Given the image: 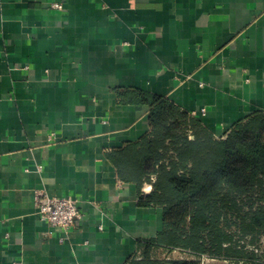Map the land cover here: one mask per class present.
I'll return each mask as SVG.
<instances>
[{"label":"crops","instance_id":"obj_1","mask_svg":"<svg viewBox=\"0 0 264 264\" xmlns=\"http://www.w3.org/2000/svg\"><path fill=\"white\" fill-rule=\"evenodd\" d=\"M144 93L216 138L264 112V0H0V264H126L159 235L153 185L118 166L151 131ZM39 189L79 199L70 231Z\"/></svg>","mask_w":264,"mask_h":264},{"label":"trees","instance_id":"obj_2","mask_svg":"<svg viewBox=\"0 0 264 264\" xmlns=\"http://www.w3.org/2000/svg\"><path fill=\"white\" fill-rule=\"evenodd\" d=\"M141 101L150 105L151 131L126 148L130 164L118 166L124 178L140 173L145 182L156 175L140 203L161 206L164 227L157 237L140 240L126 264H202L155 255L177 248L264 264V112L216 138L164 97L144 93Z\"/></svg>","mask_w":264,"mask_h":264},{"label":"built area","instance_id":"obj_3","mask_svg":"<svg viewBox=\"0 0 264 264\" xmlns=\"http://www.w3.org/2000/svg\"><path fill=\"white\" fill-rule=\"evenodd\" d=\"M52 6L57 9L63 8V5L60 3H53ZM188 136L191 139L193 138V133L191 130L188 131ZM227 136L228 135L221 138H226ZM151 180L152 182H154L155 175H151ZM35 206H36V212L42 221H45L52 226L60 227L65 232L70 231V229L75 225L76 221L80 220L83 216V213L80 209L79 199L72 196H62V197L51 196L48 193V191H46L45 189H39L36 191ZM261 243H263L264 245V238H261ZM186 252L190 253L191 255L197 258H185V259L199 260L200 258L203 259L206 256V255L199 256L191 251H186ZM236 263H240V262H236Z\"/></svg>","mask_w":264,"mask_h":264},{"label":"rangeland","instance_id":"obj_4","mask_svg":"<svg viewBox=\"0 0 264 264\" xmlns=\"http://www.w3.org/2000/svg\"><path fill=\"white\" fill-rule=\"evenodd\" d=\"M174 151H170V154H173ZM156 181V175H155V180ZM148 183H153L150 177V181H147ZM261 243V242H260ZM253 246V245H252ZM262 249H264V245L262 243ZM263 252V251H262ZM156 256L162 258V259H166V260H170V259H185V258H197L194 257L193 255H191L190 253L182 250V249H172V250H168V249H159L158 252L155 253ZM199 260H201V262L203 264H246V263H236L231 259H228L226 257H215L212 258V256L206 255L203 259L200 258Z\"/></svg>","mask_w":264,"mask_h":264}]
</instances>
